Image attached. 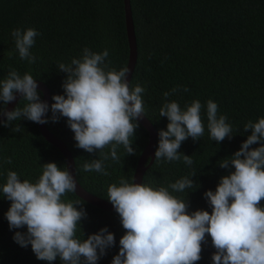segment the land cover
<instances>
[{
	"label": "trees",
	"instance_id": "obj_1",
	"mask_svg": "<svg viewBox=\"0 0 264 264\" xmlns=\"http://www.w3.org/2000/svg\"><path fill=\"white\" fill-rule=\"evenodd\" d=\"M130 5L137 57L129 83L132 88L136 85L145 88L144 115L157 132L154 158L142 183L167 187L185 176L193 178L191 188L173 194L188 200L189 213L196 210L211 213L204 194L214 192L220 179L234 171L220 168L219 162L239 151L251 135V130L244 132L245 124L264 118V0H130ZM17 28H34L40 33L30 49L35 63L20 59L11 35ZM84 48L97 53L108 50L105 63L109 69L119 71L127 66L129 46L123 0H0V81L12 69L21 75L30 73L47 86L51 106L54 95L64 94L62 84L67 74L59 71L58 65L79 59ZM165 92L170 93L167 102L176 101L181 109L194 100L202 104L204 135L198 141L189 137L179 149L191 156L194 161L191 167L183 159L168 162L155 157L159 132L167 130L169 123L167 117L160 116V108L166 102ZM22 99L21 96L13 110L24 107L26 101ZM208 100L218 104V115H226L233 127L234 136L219 144L210 138L207 129ZM4 107L0 102V112ZM51 115L49 111L45 117L49 123L45 125L71 152L75 176L83 189L108 201L111 184H118L121 178L132 182L137 161L149 143V133L139 122L130 138L135 155L129 156L120 146L119 162L105 161L109 175H103L83 170V164L98 159L99 153L90 154L77 148L66 118L53 123ZM6 121L7 118L0 122V264H48L36 258L30 245L22 248L14 241L15 232H26L27 228L10 230L5 213L11 202L4 197L2 186L9 171L17 172L21 180L35 182L42 175L44 164L55 162L63 168L65 158L41 135L37 123L22 118L5 127ZM16 124L23 128L20 133L12 131ZM7 158L12 159L11 164L5 163ZM149 161L150 157L145 165ZM64 199L80 201L87 212V218L81 221L85 236L81 230L77 232L80 239L105 227L115 235V247L98 261L112 264L119 253V240L125 234L117 212L93 206L75 193H67ZM206 240L197 264H213L216 250L211 237ZM53 264L62 262L57 259Z\"/></svg>",
	"mask_w": 264,
	"mask_h": 264
},
{
	"label": "clouds",
	"instance_id": "obj_2",
	"mask_svg": "<svg viewBox=\"0 0 264 264\" xmlns=\"http://www.w3.org/2000/svg\"><path fill=\"white\" fill-rule=\"evenodd\" d=\"M11 35L20 59L35 63L30 49L40 33L34 28H17ZM108 56L106 49L97 53L84 48L79 59L73 58L70 64L60 63L58 70L67 74L62 84L64 94L54 95L51 106L41 99L38 80L32 74L10 70L0 81V102L8 105L20 94L26 104L0 112L7 118L4 126L11 127L12 122L22 118L47 124L49 119L45 117L51 111L53 123L66 118L77 148L99 153L98 159L83 164V170L109 175L104 162H119L120 146L129 156L135 155L130 138L140 126L139 119L144 117L145 88L130 87L129 67L109 69L105 63ZM169 95L164 93L166 102L160 108V116L167 117L169 123L167 130L159 132L155 157L168 162L183 159L191 167V156L179 149L189 137L198 141L204 135L202 104L194 100L181 109L178 102H167ZM207 121L210 138L218 144L234 136L228 117L218 115V104L213 100L207 101ZM22 130L19 124L12 128L16 133ZM249 130L251 135L240 150L219 162L220 168L234 171L220 179L214 192L204 194L211 213H189L188 200L173 194L193 186V178L187 176L167 187L125 178L111 184L108 201L125 229L112 264H197L207 236L216 250L213 264H264V118L245 124L244 132ZM256 144L260 146L251 147ZM106 148L108 152L104 151ZM5 163L11 164L12 159L7 158ZM76 192L77 181L69 168H61L55 162L44 164L42 175L35 182L21 180L17 172L9 171L2 186L4 197L11 202L5 217L10 230L27 228L26 232L16 231L14 241L22 248L30 245L36 258L48 264L57 259L62 264H98L107 250L115 247L116 238L107 227L85 239L77 236L78 230L83 232L81 221L87 218V212L80 201L64 199L67 193Z\"/></svg>",
	"mask_w": 264,
	"mask_h": 264
},
{
	"label": "water",
	"instance_id": "obj_3",
	"mask_svg": "<svg viewBox=\"0 0 264 264\" xmlns=\"http://www.w3.org/2000/svg\"><path fill=\"white\" fill-rule=\"evenodd\" d=\"M124 1V16H125V27H126V35L128 40V46H129V57L127 62V67L131 69V73L128 76V81L130 82L131 75L136 63V57H137V45H136V38H135V31H134V24L132 19V13H131V5L130 0H123ZM38 82V90L42 93V100L44 102H47L50 104V92L47 88V86L41 82ZM21 97L20 94H16V100L9 103L8 105H5L4 109L7 108L8 111H12L15 107V104ZM3 109V110H4ZM2 110V111H3ZM1 111V112H2ZM4 119H6V116L0 115V122H2ZM149 133V143L145 147L144 151L140 155L136 168L133 174V180L132 182L141 183L142 184V178L144 175L145 170L148 168L149 164L152 162L154 158V148H155V139L157 136V132L154 129L151 122L148 120V118L144 115L141 119L138 121ZM39 131L41 135L51 144H53L58 150L62 153V155L65 158V165L69 168V171L73 174V176L76 179L75 176V166H74V160L72 158V154L69 151V149L66 147V145L52 132H50L45 124H38ZM150 157V161L147 165H145L146 159ZM77 181V179H76ZM79 198L82 200L88 202L89 204L96 206L103 210L108 211H115L113 205L107 201L104 200L96 195L91 194L90 192L83 189L80 184L77 182V192L75 193Z\"/></svg>",
	"mask_w": 264,
	"mask_h": 264
}]
</instances>
